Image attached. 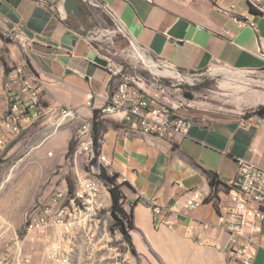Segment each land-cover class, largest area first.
Wrapping results in <instances>:
<instances>
[{"label": "crops", "instance_id": "0c3cea01", "mask_svg": "<svg viewBox=\"0 0 264 264\" xmlns=\"http://www.w3.org/2000/svg\"><path fill=\"white\" fill-rule=\"evenodd\" d=\"M78 1L83 21L66 12L64 0H0V32H21L29 40L24 49L19 41L0 36V84L13 66L26 64L41 77L43 104L49 110L22 133L31 143L27 181L38 187L47 183L53 191L69 184V174L74 182L84 176L83 159L70 153L71 145L82 120H96L99 149L112 162L105 173L117 176L123 206L132 213L130 234L140 264H156L149 254L159 248L174 250V264H235L225 233L210 245L196 232L201 221L217 223L218 207L229 203L225 182L236 176L238 158L264 168V116H216L182 102L175 104V113L192 118L193 124L187 135L171 138L138 132L122 112L95 118L125 71L114 67L113 57L90 33L96 26L93 10L108 14V7L126 35L120 34L153 60L182 72L204 71L216 63L252 71L264 68V16L254 14L248 0ZM113 33L106 29L103 35L109 39ZM146 89L157 93L153 83ZM63 108L76 109V117L61 122ZM212 175L221 182L215 189ZM193 189L206 198L185 214L181 210ZM110 199L112 203L111 193ZM149 203L175 206L178 225L159 226ZM255 235V261L264 264V220L262 233Z\"/></svg>", "mask_w": 264, "mask_h": 264}, {"label": "built area", "instance_id": "2783aa9c", "mask_svg": "<svg viewBox=\"0 0 264 264\" xmlns=\"http://www.w3.org/2000/svg\"><path fill=\"white\" fill-rule=\"evenodd\" d=\"M83 1L97 4L95 0ZM248 1L254 14L264 16V0ZM105 9L113 15L108 7ZM115 24L116 33L125 34L122 26ZM4 35L18 40L24 49L29 44L21 32ZM154 63L181 74L166 62ZM157 75L153 84L165 100L170 87L162 78L170 76ZM146 84L144 76L124 72L117 89L107 93L101 115L122 112L138 132L162 138L187 135L193 119L176 114L175 105L169 100L160 102ZM59 111L61 122L77 115L73 108ZM48 112L43 104L41 77L26 64L13 66L0 84V155ZM74 140L73 154L83 159L85 175L78 176L73 187L68 184L35 201L27 208L20 227L0 211V264H138L123 234L114 231L110 186L103 179L112 162L96 143L93 119L82 120ZM238 163L236 176L225 182L229 203L218 207L217 223L199 222L196 234L213 245V239L225 233V246L235 264H256L259 241L255 233H262L264 220V168L246 158H238ZM205 198L200 189L191 190L181 211L186 214L198 208ZM149 205L159 226L178 225L175 206ZM249 229L254 233L249 234Z\"/></svg>", "mask_w": 264, "mask_h": 264}, {"label": "rangeland", "instance_id": "374dc122", "mask_svg": "<svg viewBox=\"0 0 264 264\" xmlns=\"http://www.w3.org/2000/svg\"><path fill=\"white\" fill-rule=\"evenodd\" d=\"M81 2L85 3L83 0ZM93 11L97 15L93 18L96 26L90 35L96 44L101 45L104 51L113 57L114 67L123 66V72L132 76H144L149 84L154 83L155 79L159 78L157 74H161L153 69L155 60L148 53L135 48L119 33H113L107 39L103 35L106 29L114 31L117 26L108 14L99 9ZM6 40L18 41L10 37ZM150 59L154 64H150ZM158 69L164 70L166 67H158ZM179 72L180 75L175 73L176 77L162 78L164 84L170 87L169 95L165 100H169L174 105L184 102L197 112L216 116L249 115L260 106H264V68L245 71L230 69L216 63L200 72ZM156 92L154 95L159 94L158 88ZM161 98L163 99L162 96ZM30 145L31 143L24 140L21 134L8 145L4 154L0 155V211L19 227L24 222L27 208L52 192V188H49L47 183L38 187L35 181H27L29 173L27 166L32 161V154L27 155ZM71 146L70 153H74L75 140ZM71 176L69 174L68 181L70 187H73L75 182ZM173 252L172 248H159L150 253L149 258L156 264H174ZM133 254L138 257L136 259L140 264L141 258L138 253Z\"/></svg>", "mask_w": 264, "mask_h": 264}, {"label": "trees", "instance_id": "16d2710c", "mask_svg": "<svg viewBox=\"0 0 264 264\" xmlns=\"http://www.w3.org/2000/svg\"><path fill=\"white\" fill-rule=\"evenodd\" d=\"M0 36L5 38V35L2 32H0ZM95 113V118H97L101 112L96 110ZM252 114L264 116V106H260ZM94 131L96 143L98 144L100 139V132L97 129L96 120H94ZM116 177L117 176H110L106 173L103 177L105 183L110 186V192L112 196V213L116 221L114 231H120L123 234L124 239L130 244L133 253H136V248L133 244L132 236L130 234L131 229L134 228L132 213L128 212L123 206L125 196L120 188V185L116 181ZM210 184L212 188L215 189L216 185L221 184V182L216 178V175H212Z\"/></svg>", "mask_w": 264, "mask_h": 264}, {"label": "water", "instance_id": "95a60500", "mask_svg": "<svg viewBox=\"0 0 264 264\" xmlns=\"http://www.w3.org/2000/svg\"><path fill=\"white\" fill-rule=\"evenodd\" d=\"M66 12L72 16L77 17L80 21H83L84 11L78 0H64Z\"/></svg>", "mask_w": 264, "mask_h": 264}, {"label": "bare ground", "instance_id": "6f19581e", "mask_svg": "<svg viewBox=\"0 0 264 264\" xmlns=\"http://www.w3.org/2000/svg\"><path fill=\"white\" fill-rule=\"evenodd\" d=\"M150 64H154L151 59H150ZM153 69H154L155 72L161 73L160 75H162V74L165 75V76H170L171 75L170 77H176L177 76L173 71L168 70L167 68L164 69V70L158 69L156 64L154 65Z\"/></svg>", "mask_w": 264, "mask_h": 264}]
</instances>
